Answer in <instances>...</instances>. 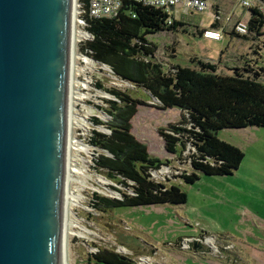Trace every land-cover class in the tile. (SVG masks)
<instances>
[{
  "label": "rangeland",
  "instance_id": "374dc122",
  "mask_svg": "<svg viewBox=\"0 0 264 264\" xmlns=\"http://www.w3.org/2000/svg\"><path fill=\"white\" fill-rule=\"evenodd\" d=\"M240 1L207 0V7L203 11H189L177 16V20L184 22L177 30L149 34V40L157 45L155 53L158 60L165 67L169 66L168 62L193 67V57L217 65L224 60L232 66L234 64L226 58L229 59V55H233L237 50L236 53L243 50L250 51V59L243 61L246 59L244 58L239 67L244 66L252 72H260L259 67H264V27L254 39L249 40L222 32L221 38L213 41L200 36L199 33V29L212 26L213 13L216 11L213 4L219 5L224 17L229 16L226 20L230 23V26L226 25L228 29H231L237 18H247L249 10L241 6ZM74 3L77 10L75 22L85 32L84 36L76 41L75 51L86 55L80 51V46L90 35L85 31L84 22L80 18L78 0H74ZM247 43L251 45L250 50ZM78 60L80 63L77 65L79 70L76 76L79 79V89L74 88V94H82L84 97L73 103L75 105L72 111L77 122L72 126V134L84 144H88L93 129H107L105 125L94 124L92 121L95 117L102 122L109 119L102 107L107 106L104 99L110 95L95 85L98 81L103 87L115 86L146 101V105H138L131 131L136 135L144 134L146 144L152 147L156 155H162L164 149L157 129L179 119L177 108L158 109L154 106L155 99L141 88L116 78L108 69L92 59ZM244 129L246 128L222 129L217 131V137L239 144L241 138L237 134L244 133ZM88 146V154L83 151L76 152V155H81L87 160L84 171L85 186L81 187L78 184L80 181L77 180L69 185L71 191L80 194L79 201L71 206L69 218L75 224L68 226L70 231L67 232L64 243V253L69 264H90L89 254L94 247H107L119 252L118 245L127 252L119 253L131 257L134 261L141 256H147L150 259L147 264H264V190L257 189L255 179L250 178L248 170L245 172L248 160L229 175L200 174L198 180L193 183L179 179L177 185L186 194L184 203L119 206L100 211L91 204V196L111 199L117 195L111 194L109 189L118 192L126 189L113 178L110 179L105 169L96 167L93 147L89 144ZM102 152L100 149L99 153ZM76 166H83L80 159L77 160ZM256 173L264 174L259 169ZM98 177H103V181L99 182ZM186 236H210L213 240L198 243L199 250L193 247L181 248L179 240ZM211 243L217 250H214L213 244L209 245Z\"/></svg>",
  "mask_w": 264,
  "mask_h": 264
},
{
  "label": "trees",
  "instance_id": "16d2710c",
  "mask_svg": "<svg viewBox=\"0 0 264 264\" xmlns=\"http://www.w3.org/2000/svg\"><path fill=\"white\" fill-rule=\"evenodd\" d=\"M87 1L78 0L84 8ZM260 1L264 4V0ZM246 8L249 10L247 33L239 34L233 26L229 33L249 40L264 27V10L256 5ZM216 13L218 11L213 14ZM168 17L167 11L161 8L133 0H126L112 18L81 13L90 38L80 46V51L106 64L118 79L130 82L155 98L156 108L180 111L178 120L157 129L165 150L176 159H182L188 143L194 147L189 155V173L182 174L180 181L193 183L200 174H232L244 153L218 138L217 131L250 126L264 128V67H259L260 72L242 66L230 68V73H221L217 71V63L196 57L191 58L195 63L193 67L174 63L165 67L156 56L157 45L148 35L175 31L184 25L174 19L167 23ZM215 22L218 20L213 19L211 28ZM95 85L116 98L104 99L107 106L102 110L109 117L106 122L96 117L92 119L94 124H103L109 130V133L92 130L90 143L103 150L96 158V167L105 169L110 179L130 187L134 194L120 191V199L94 195L91 201L94 208L104 211L119 206L184 203L186 194L177 184H158L149 179L150 168L170 160L152 156L146 144L131 131L137 107L146 105V101L115 86L103 87L98 81ZM192 247L200 248L196 242L190 249ZM97 248V252L89 254L90 264H136L131 257L114 249Z\"/></svg>",
  "mask_w": 264,
  "mask_h": 264
},
{
  "label": "water",
  "instance_id": "95a60500",
  "mask_svg": "<svg viewBox=\"0 0 264 264\" xmlns=\"http://www.w3.org/2000/svg\"><path fill=\"white\" fill-rule=\"evenodd\" d=\"M73 33L74 0H0V264H66Z\"/></svg>",
  "mask_w": 264,
  "mask_h": 264
},
{
  "label": "built area",
  "instance_id": "2783aa9c",
  "mask_svg": "<svg viewBox=\"0 0 264 264\" xmlns=\"http://www.w3.org/2000/svg\"><path fill=\"white\" fill-rule=\"evenodd\" d=\"M126 0H88L87 5L85 8L79 3V14L86 13L90 17H106V18H112L115 17L119 10L121 9L123 3ZM135 2L142 3L143 5L152 6L155 8H161L169 14V17L167 18V23H171L172 20H177V16L180 14H186L187 12H201L207 7V0H133ZM240 5L243 7H251L253 5L258 6L259 8L264 10V4L260 0H241ZM173 12V15H172ZM175 16V17H173ZM180 19V18H179ZM213 19L220 20L221 14L218 12L216 14H213ZM83 21V20H82ZM233 29L239 33V34H245L247 33V22L244 20H238L233 23ZM202 36L209 39L219 40L222 36L221 31L216 30L215 28H203L202 29ZM104 65V64H101ZM106 69H108L109 72H111V69L106 65ZM112 73V72H111ZM117 78V77H116ZM110 95V94H109ZM108 98L116 99L112 95H110ZM155 99V98H153ZM156 103L158 102L155 99ZM103 132L109 133L108 129H104ZM90 139V138H89ZM88 146V144L93 147L94 150V158L96 160V157L99 155L100 149L96 146L92 145L90 143V140L88 141V144L85 143ZM89 150V149H88ZM103 151V150H102ZM194 151V147L191 144L186 145V149L182 152V159H176L173 155L169 157L168 159L170 162H165L158 167L150 168L149 169V179L152 180L155 183L160 184H171V182H174L176 180H181L180 176L182 174H188L189 173V167H190V153ZM131 183V182H130ZM112 184V183H111ZM125 192L133 195L134 192L130 187H125ZM113 190V191H112ZM111 194L115 193L114 195H117L115 198L120 199L121 194L120 191H116L115 189L111 190L109 189ZM93 200V196H91L90 201ZM205 240H213L210 236L205 237H183L179 240V245L181 248H189L190 245L193 242L200 243L204 242ZM213 243L209 244L212 246ZM214 250H217L215 245L212 246ZM119 252H126V249L117 246ZM98 248L94 247V250H92L91 253L97 252ZM125 250V251H122ZM122 254V253H121ZM150 259L147 256H141L138 259L135 260L136 264H147L149 263Z\"/></svg>",
  "mask_w": 264,
  "mask_h": 264
},
{
  "label": "crops",
  "instance_id": "0c3cea01",
  "mask_svg": "<svg viewBox=\"0 0 264 264\" xmlns=\"http://www.w3.org/2000/svg\"><path fill=\"white\" fill-rule=\"evenodd\" d=\"M213 5L216 6V8H215L216 11H218L221 14V17H222L220 19V21L214 23V28L216 30H219V31H221V29H222L223 31H221V32H223L224 34H227L232 29V28L231 29H228V27L226 26V25L230 26V23L226 21V20L229 19V16L224 17L223 14H222L223 12H221V9H220L219 5H217V4H213ZM222 8H224V7H222ZM248 17L247 18L246 17L237 18V21L238 20H244V21H246L248 19ZM201 31L202 30L199 29L200 36H202L201 35V33H202ZM206 39L215 41L214 39H209V38H206ZM247 46H248V50H250L249 48H250L251 45H249V43H247ZM236 52L233 53V55L230 54L229 55L230 57H228L229 59L226 58V60H230L234 65L231 66V64H228V62L226 63V61L223 60L222 63H220L219 65H217V71L218 72H221V73H230L229 72L230 71L229 69L232 68V67H239L240 66L239 63L244 58H246V59H244L243 61H247L248 58L250 59V56H248V53L250 51L248 52V51H243L242 50V51H240L238 53H236ZM168 63H170V62H168ZM137 111H138V109H137ZM178 112H179L178 115H180V111L179 110H178ZM132 120H133V118H132ZM132 120H131V123H132ZM245 128L246 129H244V133L237 134L241 138V141L239 140V144H235L233 142L231 143L228 140H225L224 138H220V139H222V140H224L226 142H229V143L237 146L238 148H240L243 151L244 157H243V159H242V161H241L240 164L241 165L242 164H245V162L248 160V164H247V166L244 169L245 172H246V170H248L247 173L249 174L250 178L251 179H255V185L257 186V189L260 188L261 190H264V174L263 175L262 174H257V173L255 174V172H256L257 169L261 170L262 173H264V128L261 129V128L256 127V126H250V127H245ZM134 136L138 140H140V141H142V142H144L146 144L147 140L145 139V135L144 134H139V135L134 134ZM161 144H162V147L164 149V153L162 155H160V156L159 155H156L152 151V149H151L152 147H149V144L148 145L146 144L148 152L152 156H156V157H158L160 159H164V158L171 157L172 154L167 153V151L164 148V142H163L162 138H161ZM249 148H250V150H249ZM179 182H180L179 180H176V181L171 182V183L177 184ZM250 183L253 184V182L251 180H250Z\"/></svg>",
  "mask_w": 264,
  "mask_h": 264
},
{
  "label": "bare ground",
  "instance_id": "6f19581e",
  "mask_svg": "<svg viewBox=\"0 0 264 264\" xmlns=\"http://www.w3.org/2000/svg\"><path fill=\"white\" fill-rule=\"evenodd\" d=\"M77 10H76V3H74V33H73V58H72V78H71V98H70V118H69V137H68V153H67V180H66V206H65V238H66V234L69 230V227L74 226V221L71 220L69 218V214H71V209H72V205L76 202L79 201V193L70 190V182L72 181H80V183H78L81 187L85 186L84 184V177H85V170H86V165H87V160L83 157V156H79L76 155V152H85L88 154V147L81 141L80 138H78L77 136H74L72 134V126L74 123L77 122L74 114H73V108H74V101L75 100H80L82 99V97H84L82 94H74V88H78L79 85V79L76 76L77 71L79 70V68H77V65H79L80 61L78 60V58L81 61H92L90 58H88L86 55H82V54H78L75 51V47H76V41L79 38H82L84 36V31H82V29L80 28V26L78 25V23H76V14ZM94 61V60H93ZM103 68L106 69V65H102ZM79 92V91H77ZM79 159L82 161V165L83 166H76L77 164V160L79 161ZM84 162H86L85 164H83ZM77 176H79L80 178H78ZM100 177H98V181L101 182L103 181V177H101V179H99ZM103 178V179H102ZM83 180V181H82ZM86 180V179H85ZM106 182V180H105ZM207 241V240H206ZM64 243H65V239H64ZM125 251V250H122ZM64 257H65V261L66 264H69L66 260V253H64Z\"/></svg>",
  "mask_w": 264,
  "mask_h": 264
}]
</instances>
